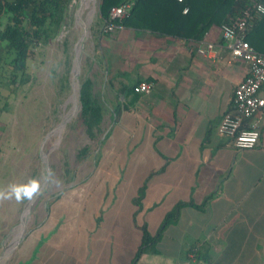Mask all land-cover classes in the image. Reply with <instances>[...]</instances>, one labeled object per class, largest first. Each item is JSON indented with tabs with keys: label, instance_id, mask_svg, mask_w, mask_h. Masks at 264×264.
<instances>
[{
	"label": "crops",
	"instance_id": "obj_1",
	"mask_svg": "<svg viewBox=\"0 0 264 264\" xmlns=\"http://www.w3.org/2000/svg\"><path fill=\"white\" fill-rule=\"evenodd\" d=\"M99 32L87 77L110 127L93 172L54 196L5 264H264V118L252 149L217 131L247 74L220 28L202 39L213 58L150 31ZM140 82L148 94L133 91ZM142 228L157 238L132 263Z\"/></svg>",
	"mask_w": 264,
	"mask_h": 264
},
{
	"label": "rangeland",
	"instance_id": "obj_2",
	"mask_svg": "<svg viewBox=\"0 0 264 264\" xmlns=\"http://www.w3.org/2000/svg\"><path fill=\"white\" fill-rule=\"evenodd\" d=\"M80 1L71 0L66 27L68 55L63 54L62 43L58 41L37 46L34 57L26 65L28 82L2 93L6 96L8 106L0 113V255L11 251L20 232V220L29 201L24 196V189L30 187L33 181L39 184L40 189L45 182L46 167L41 153L46 156L50 174L45 188L25 218L24 236L42 222L47 214L48 204L56 194L69 185H80L93 172V151L82 163H78L76 159V151L86 144V138L82 129L75 125V117L58 128L73 109L71 79L74 46L82 33L81 27L76 23ZM98 3L99 0H95L94 4L90 3L94 8L90 17L89 10L81 16L82 23L87 26V36L77 50L80 58L77 85H80L81 77L89 74L87 65L96 46H93L95 34L100 29ZM115 30L116 28L106 34L99 33L109 36ZM4 46L5 43L0 42V52ZM77 105L79 106V102ZM49 132L53 133L45 138ZM15 189L20 190V199H17ZM67 198L68 196L62 197L53 209L62 208ZM9 257L10 255L3 258L0 264H5Z\"/></svg>",
	"mask_w": 264,
	"mask_h": 264
},
{
	"label": "trees",
	"instance_id": "obj_3",
	"mask_svg": "<svg viewBox=\"0 0 264 264\" xmlns=\"http://www.w3.org/2000/svg\"><path fill=\"white\" fill-rule=\"evenodd\" d=\"M252 1L264 6V0H99V31L104 33L103 25L110 23L186 42H199L211 28L233 23ZM70 5L71 0H0V42L5 43L0 52V113L8 106L3 91L28 82L26 65L34 57L37 46L58 41L62 43L63 54L68 55L66 27ZM125 5L129 8L123 18H109L111 8ZM246 40L255 51L264 54V13L254 21ZM74 123L86 138V144L76 151L77 162L82 163L102 145L100 139L110 127L100 99L93 93V83L86 76L80 80L79 111ZM173 217L170 214L165 217L158 235ZM142 234V244L132 263L144 251L143 246L157 238L150 236L145 228Z\"/></svg>",
	"mask_w": 264,
	"mask_h": 264
},
{
	"label": "built area",
	"instance_id": "obj_4",
	"mask_svg": "<svg viewBox=\"0 0 264 264\" xmlns=\"http://www.w3.org/2000/svg\"><path fill=\"white\" fill-rule=\"evenodd\" d=\"M181 1V0H178ZM129 5L113 7L109 11L110 19H121ZM264 13V6L256 1L245 9L230 25L220 27L223 47L234 60H240L247 66V74L238 83L232 98V111L223 114L217 131L228 137L238 150L252 149L257 145L260 135V120L264 118V54L253 49L246 36L254 21ZM115 25L106 23L102 27L104 33H110ZM217 45L210 41L197 42V54L213 58ZM152 84L140 82L133 91L148 94Z\"/></svg>",
	"mask_w": 264,
	"mask_h": 264
},
{
	"label": "water",
	"instance_id": "obj_5",
	"mask_svg": "<svg viewBox=\"0 0 264 264\" xmlns=\"http://www.w3.org/2000/svg\"><path fill=\"white\" fill-rule=\"evenodd\" d=\"M82 5V1L79 3L78 9L76 11V21L79 23L81 29H82V33L78 39V41L76 42L75 46H74V69L72 72V79H71V89H72V103H73V109H72V113L64 120L62 121V123L59 125L58 128H62L68 121L71 120L72 117H75L77 112L79 111V106L77 105L79 102V90H80V85H77L78 82V78H79V73H80V65H79V58H78V47L81 45V43L84 41L85 37H86V26L83 23H80V17H79V10L81 8ZM52 134V132L47 133V135L45 136V138H47L48 136H50ZM41 157L42 160L45 164L46 167V179L45 182L43 183V185L41 186V188L39 189V191L32 197L31 200L28 201L24 211H23V216L21 217L20 220V232L16 238V240L13 243V247L11 249V251H9L6 255H0V261L5 258L8 257L10 255V253L13 251V249H15L20 242L23 240L24 238V229H25V218L29 215L31 207L34 203V201L37 199V197L39 196L40 192L45 188L47 180L49 178V168L47 165V160H46V156L45 154L41 153Z\"/></svg>",
	"mask_w": 264,
	"mask_h": 264
},
{
	"label": "clouds",
	"instance_id": "obj_6",
	"mask_svg": "<svg viewBox=\"0 0 264 264\" xmlns=\"http://www.w3.org/2000/svg\"><path fill=\"white\" fill-rule=\"evenodd\" d=\"M39 189V184L36 181H33L30 185V187H26L24 189V196L26 198H28L29 200L32 199V197L34 196V194H36L38 192ZM16 192V197L17 199H20V190L19 189H15Z\"/></svg>",
	"mask_w": 264,
	"mask_h": 264
},
{
	"label": "bare ground",
	"instance_id": "obj_7",
	"mask_svg": "<svg viewBox=\"0 0 264 264\" xmlns=\"http://www.w3.org/2000/svg\"><path fill=\"white\" fill-rule=\"evenodd\" d=\"M95 3V0H82V5H81V8H80V10H79V17H80V23L82 22L81 21V16L84 14V12H86V10H89L88 11V15H89V17L92 15V13H93V11H94V8H92L91 6H90V3ZM92 5V4H91ZM96 10H97V8H96ZM89 21V20H88ZM91 23V22H90ZM89 29V28H88ZM87 32V31H86ZM80 59V58H79ZM69 115V114H68ZM53 133V132H52ZM17 234V233H16ZM18 236V235H17Z\"/></svg>",
	"mask_w": 264,
	"mask_h": 264
}]
</instances>
